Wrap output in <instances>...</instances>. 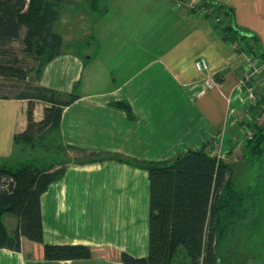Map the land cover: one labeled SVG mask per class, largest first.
I'll return each instance as SVG.
<instances>
[{"label": "crops", "instance_id": "crops-1", "mask_svg": "<svg viewBox=\"0 0 264 264\" xmlns=\"http://www.w3.org/2000/svg\"><path fill=\"white\" fill-rule=\"evenodd\" d=\"M188 1L232 9L230 23L257 37L264 52V0ZM120 3L129 20L123 26L130 28L125 31L129 43L102 47L76 40L66 47L61 34V53L39 77L42 86L78 95L64 108L59 127L48 133L52 144L45 148L61 151L62 157H35L42 167L66 164L64 175L42 194L44 243L89 245L94 256L48 260L43 243L23 237L21 251L0 248V264H123V251L148 257L151 186L143 163L172 159L213 139L220 144L215 155L224 159L222 143L229 142L233 129L239 130L236 122L248 108L243 84L248 70L244 53L225 39L221 27L209 16L178 9L175 0V9L173 0ZM155 3L159 5L147 9ZM107 5L110 9V0ZM167 5L170 43H148V36L161 39L159 21ZM109 14L98 21L102 35ZM95 19L91 32L99 27ZM121 49L125 54H119ZM200 58L208 62L206 70L197 69ZM107 61L119 68L117 77L106 71ZM119 102L128 104L129 111ZM44 107L36 103V120L42 119ZM27 108L26 99L0 98V166L26 160L14 156L20 148L14 135L27 126ZM75 148L100 153L101 158L88 161ZM4 220L10 229L17 224L9 215Z\"/></svg>", "mask_w": 264, "mask_h": 264}, {"label": "trees", "instance_id": "trees-1", "mask_svg": "<svg viewBox=\"0 0 264 264\" xmlns=\"http://www.w3.org/2000/svg\"><path fill=\"white\" fill-rule=\"evenodd\" d=\"M77 1L81 0H0V78L27 85L17 96H0L28 100L27 126L14 135L21 149L35 148L39 140L58 128L64 108L78 98L74 93L39 84L44 66L62 51L63 36L54 28L61 18V8ZM86 4L92 13L105 14V0H86ZM217 6L234 16L232 9ZM226 30L225 39H229L226 33L251 38L255 42L252 47H258L264 58L257 37L233 23ZM17 51L38 61L35 81L30 79L32 67ZM37 102L45 104L40 120L34 116ZM117 105L129 111L125 102ZM210 143L169 160L143 163L151 186L150 254L137 257L123 251V264H221V241L233 234L244 219L249 201L247 193L234 186L229 163L207 150ZM245 144L250 155H263V132L258 130ZM75 149L85 153L88 161L101 158L100 153ZM65 170V162L42 167L35 157L0 166V248L21 251L25 237L43 243L44 258L48 260L94 256L89 245L44 243L42 194ZM5 215L16 218L13 229L6 224Z\"/></svg>", "mask_w": 264, "mask_h": 264}, {"label": "rangeland", "instance_id": "rangeland-1", "mask_svg": "<svg viewBox=\"0 0 264 264\" xmlns=\"http://www.w3.org/2000/svg\"><path fill=\"white\" fill-rule=\"evenodd\" d=\"M120 2L121 0H110L111 5L109 9L107 0H105L106 6H102L105 14L102 15L87 11L86 0L64 4L61 8V18L54 27L57 32L64 36V46L68 47L72 41L74 43L76 40L79 41L77 42L79 44H87L89 42L92 46L100 43L98 45L102 47L105 45H107L106 47H114L129 43L131 37L125 34L130 28L123 29L124 24L128 23L129 20L126 17L127 12L123 10ZM155 5L158 6L159 4L148 5L147 9L154 8ZM175 5L178 6V9H185L187 13L194 14V16H209L218 27H221L223 35L230 25L229 14L212 2L189 3L188 0H175ZM175 5L173 0V8ZM109 11V18L106 20L108 28L105 35H102L98 21ZM163 14V19L159 21L161 25L163 24L161 39L158 37L156 39L155 35L148 36L146 39L148 43L154 44L155 40H162L163 46L170 43V20L167 21L166 19V17L169 19L171 16L169 5L164 8ZM94 19L96 21L94 23H98L99 27L97 29L94 27V30L91 32ZM241 35L237 33L235 36H232L231 33H226L225 36L229 38L234 48L244 53L245 56L255 54L257 65H260H258V71L252 77L245 80L244 89L247 92L248 108L245 109L236 122L237 128L239 127L238 132L233 129V132L229 134L231 136L228 139L229 142L224 141L222 143L221 154L232 169L234 186L247 193L249 207L247 214L237 225L233 234L221 241L220 255L221 264H264V154L250 155V149L245 144L247 140L254 139L258 130H261L264 134V58L259 55L256 47H252V45H255V42L251 38L242 37ZM154 46L152 45V48ZM17 52L32 67L33 71L30 73V79L31 81H35L38 74V61L33 60L23 52ZM119 54L123 55L125 51L121 49ZM104 65L108 73L111 71L113 77H117L116 73L119 68L113 67V62L107 61ZM26 86L24 83H15L14 81L0 78V96H17ZM50 144L52 143H49V138L46 140L45 136V139L43 138V140H39L36 143L35 148H18V153L16 154L19 155L15 154L14 156H22L26 160L31 157L42 156L44 159V154L47 155L46 160H56V157L61 158L63 155L61 151L57 152L54 148H45L46 145ZM219 147L220 144L213 139L208 146V151L212 154H219ZM252 203L254 205H250ZM183 264L186 263L183 262Z\"/></svg>", "mask_w": 264, "mask_h": 264}, {"label": "built area", "instance_id": "built-area-1", "mask_svg": "<svg viewBox=\"0 0 264 264\" xmlns=\"http://www.w3.org/2000/svg\"><path fill=\"white\" fill-rule=\"evenodd\" d=\"M245 62L247 65V75L243 81V84L246 82L245 80H247V78L252 77L255 72L258 71V64L257 65V60H256V55L255 54H248L245 56ZM196 67L198 70L202 71V70H206L208 68V62L205 58H200L196 61ZM245 85V84H244Z\"/></svg>", "mask_w": 264, "mask_h": 264}]
</instances>
